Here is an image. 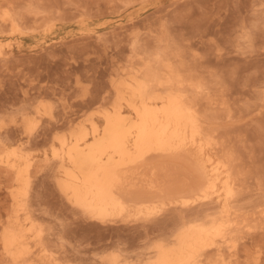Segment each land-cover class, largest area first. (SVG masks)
<instances>
[{"label": "rangeland", "instance_id": "374dc122", "mask_svg": "<svg viewBox=\"0 0 264 264\" xmlns=\"http://www.w3.org/2000/svg\"><path fill=\"white\" fill-rule=\"evenodd\" d=\"M128 1H11L14 3L15 12L21 18L25 35H21L23 42L20 47L14 45L6 58L0 57V130L5 127L7 131L0 133L4 138L6 135L5 139L9 143H14L15 139H24L25 142L26 139L27 151L36 162L38 161L40 167L36 165V169L33 168V181L29 191V202L33 204V211L36 210V216L38 214L37 217L43 223L47 221L44 224L51 232L50 238L58 239L51 242L53 247L63 256L64 261H73L69 264H100L97 259L99 252L101 256L113 249L121 248L128 255L144 253L148 251L150 241L161 239L169 233L173 220L170 219L172 214L168 215L169 219L165 215L168 212L144 222L130 219L118 221L105 226L106 228L90 226L78 216V212H73L62 196H59L61 194L55 184L56 163L45 160V153L51 151L55 136L67 132L69 120L79 122L95 111L111 108L115 102L112 79L116 78L119 72L129 68L133 60L136 62L138 58H132L133 42L138 40L139 50L142 52L143 48V53L147 50L148 54V50L150 53L156 49L154 45L158 46L157 37L160 31L166 28L168 37L165 44L170 46V51L180 52L182 56L185 54L186 62L188 58L191 61L196 60L192 61L195 65L193 67L203 72L206 80L211 82L212 94L217 98L219 96L220 100L224 96L222 99L227 106L230 105L224 111L212 112L219 118L216 120L218 125L221 122L220 130L225 127L227 135L225 137V132L221 131L224 133L222 139L228 138L226 140L229 143L226 144H230L229 147L237 153L239 166L242 165L240 168L244 173L241 183L243 191L241 190L238 201L236 199L234 202L235 208L239 209L237 212L241 211V217L239 214L236 216V219L241 218L238 221L242 222L238 226L236 238L241 239L236 254L233 249H227L225 257L227 256L226 259L228 258L231 264H255L256 257L260 256L258 264H264V202L257 204L264 201V0ZM31 8L34 13L30 11L33 10ZM39 10L41 12H38ZM133 23L136 27H133ZM153 23L159 24L156 25L157 28H153L155 24L149 25ZM147 27L155 32L152 30V33L151 29L146 32ZM169 27L171 28L168 29ZM3 29V40L6 42L4 48L8 51L7 42H14L17 34L11 33L9 27ZM148 32L153 35L147 36ZM157 32L159 34L156 35ZM169 36L173 37L172 40ZM174 40H177V43ZM140 43L144 46L141 47ZM191 46L193 50L190 49ZM189 59L187 63H191ZM206 74L212 78L214 74V78ZM219 90L221 94L224 91L222 96ZM104 97L106 99H103ZM91 102L95 104L92 103L91 106ZM45 106H51L55 115L49 119L45 117L34 130V136L32 134L31 140H28L29 136L23 134L22 119L26 114L32 115L36 108ZM227 110L233 118H226L229 117ZM225 111L227 113H224ZM58 125L65 128L59 129ZM43 164L47 165L44 167ZM4 172L0 171V222L4 221L10 212V190L15 186L14 175ZM201 203H205L206 207L212 205L209 201H203L194 206H204ZM213 210L216 211V208L209 211L214 212ZM204 213L205 211L202 215ZM247 213L251 214L254 220ZM163 219L171 220L170 226H166L168 222ZM248 223L253 228L243 226ZM163 231L166 232L164 235ZM54 232L55 235H61L55 236ZM160 233L161 237L155 236ZM246 233L247 236H244ZM152 238L154 240H150ZM59 240H64L65 244H60ZM209 254L214 256L216 252L211 250ZM2 262L0 255V264H5Z\"/></svg>", "mask_w": 264, "mask_h": 264}, {"label": "bare ground", "instance_id": "6f19581e", "mask_svg": "<svg viewBox=\"0 0 264 264\" xmlns=\"http://www.w3.org/2000/svg\"><path fill=\"white\" fill-rule=\"evenodd\" d=\"M11 1L0 0L1 58H6L14 45L20 47L23 42L21 35H25L21 18L15 12L14 3ZM19 3L20 1L18 5ZM34 9L30 11L33 12ZM18 10L21 11L20 8ZM133 25L136 27V24ZM156 25L159 24H155L154 29L157 28ZM5 27H9L11 33L17 34L14 42H7L8 51L4 48L6 42L4 43L2 34ZM135 29L136 32L138 26ZM171 32L172 29L170 35ZM166 34L167 29L163 28L158 37L155 35L158 46L154 45L156 49H151L150 53L148 50V54L147 50L143 53V48L142 52L139 50L138 40L133 42L132 58L138 57V60H133L129 68L112 79L115 102L111 108L95 111L79 122L72 119L66 122L69 124L67 132L58 133L51 151L45 153L47 162L50 160L49 163H56L55 184L61 194L59 196L90 226L103 228L130 219L144 222L156 219L165 212H168L165 215L173 216H168V219L173 220L169 233L165 234L163 231L162 235L165 234V237L150 241L148 251H136L140 254H134L135 257L131 253L126 254L121 248L111 249L110 253L105 252L101 256L99 252V261L96 260L100 264H231L226 259L227 256L225 257V250L233 249L236 254L241 239L236 238L238 226L242 223L238 221L241 218L237 220L236 216L239 214L241 217V211L237 212L239 209L235 208L234 202L241 195L244 173L240 168L242 165L239 166L237 153L230 148V144H226L228 138H223L225 142L222 139L225 127L222 126L224 129L220 130L221 122L218 125V117L212 113L224 111L230 105L227 106L222 99L224 96L221 98L224 101H221L219 96L217 98L212 94L211 82L206 80L203 72L193 67L192 61L196 60L191 61L187 57L191 61L187 63L185 54L182 56L180 52L170 51V46L165 44L168 37ZM212 75L214 78V74ZM225 93L228 95L227 91ZM262 95L264 96V90ZM96 100L99 101L98 98ZM227 100L229 103L228 98ZM92 103L94 102L90 103L91 106ZM29 114L23 117L22 127L23 134L26 133L28 140H31L30 136H34V130L41 121L45 117L53 118L55 114L51 106L38 107L32 115ZM227 116L228 119L232 117L229 111ZM60 127L62 125L59 129ZM4 128L0 131H6ZM226 135L225 132V137ZM5 138L0 133V171L13 174L15 186L10 190V212L0 222V255L3 262L72 263L73 261H64L51 243L54 239L58 240L56 235L61 234L55 235L54 232L55 238H50L51 232L44 224L47 221L43 223L37 217L38 214L36 216V210L33 211V204L29 202L33 168L38 165V161L27 151L28 141L15 139L14 143H9ZM248 175L250 176V172ZM203 201H209L212 205L206 207L205 203H201L205 209L204 206H194ZM260 202L264 201L257 204ZM212 208H216V211H209ZM201 210L205 211L204 215L203 212L200 214ZM262 214L264 215V210ZM165 219L163 220L166 221ZM169 221H166V226ZM250 223L243 226L253 228ZM158 235L155 236L161 237V233ZM63 241L59 240L60 244H65ZM211 250L216 255L209 254ZM259 258L260 256L256 257L255 264L259 263Z\"/></svg>", "mask_w": 264, "mask_h": 264}]
</instances>
